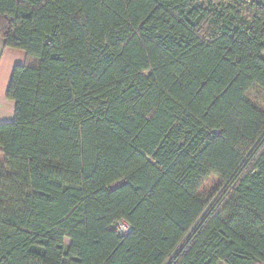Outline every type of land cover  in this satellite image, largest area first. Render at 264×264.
Segmentation results:
<instances>
[{"label": "trees", "instance_id": "obj_1", "mask_svg": "<svg viewBox=\"0 0 264 264\" xmlns=\"http://www.w3.org/2000/svg\"><path fill=\"white\" fill-rule=\"evenodd\" d=\"M0 37V264H264V0H0Z\"/></svg>", "mask_w": 264, "mask_h": 264}, {"label": "crops", "instance_id": "obj_2", "mask_svg": "<svg viewBox=\"0 0 264 264\" xmlns=\"http://www.w3.org/2000/svg\"><path fill=\"white\" fill-rule=\"evenodd\" d=\"M26 53L21 49L10 48L0 37V122L13 119L15 102L7 95L11 76L16 65L23 64Z\"/></svg>", "mask_w": 264, "mask_h": 264}, {"label": "rangeland", "instance_id": "obj_3", "mask_svg": "<svg viewBox=\"0 0 264 264\" xmlns=\"http://www.w3.org/2000/svg\"><path fill=\"white\" fill-rule=\"evenodd\" d=\"M217 182H218V179L215 176H211L203 186L204 194H209L211 193V191H214L215 186L217 185Z\"/></svg>", "mask_w": 264, "mask_h": 264}, {"label": "built area", "instance_id": "obj_4", "mask_svg": "<svg viewBox=\"0 0 264 264\" xmlns=\"http://www.w3.org/2000/svg\"><path fill=\"white\" fill-rule=\"evenodd\" d=\"M118 230L123 231V232H128L130 227L127 223L125 222H119L117 225Z\"/></svg>", "mask_w": 264, "mask_h": 264}]
</instances>
